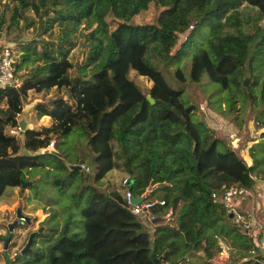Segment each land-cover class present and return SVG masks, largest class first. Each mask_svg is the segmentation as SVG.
<instances>
[{
    "label": "trees",
    "instance_id": "16d2710c",
    "mask_svg": "<svg viewBox=\"0 0 264 264\" xmlns=\"http://www.w3.org/2000/svg\"><path fill=\"white\" fill-rule=\"evenodd\" d=\"M9 1L7 19L6 10H0V37L16 28L19 18L29 24L28 10L36 16V34L25 43L11 37L20 54L13 64L17 83L0 87V196L6 187L21 189L22 182L31 181L33 200L41 196L53 205L66 198L82 218L83 234L60 235L39 264H154L153 258L178 264L191 254L212 264L222 238L251 250L236 241L238 228L211 194L233 184L249 191L264 181L258 168L264 167V74L259 89L249 91L250 83H257L255 68L264 62V0ZM201 26L210 32L205 47L191 55L187 66H175ZM76 33L87 47L80 62L67 56ZM246 64L247 86L242 84ZM203 75L225 90L229 113L236 97L241 107L251 106L258 129L257 141L248 147L251 163L194 113L198 101L211 102L198 86ZM191 85L194 95L186 91ZM51 87L54 94L34 104L36 117L47 116L49 125L19 131L15 117L27 91ZM8 129L18 130V136ZM73 131L78 136L70 145L74 157L65 160L62 140ZM78 160H89L91 176L66 166ZM112 170L130 181L134 202L150 187V199L164 201L150 208L154 220L146 222L125 207L121 185L108 190L96 185ZM254 171L261 174L258 180L251 176ZM44 177L53 194L40 192ZM168 205L180 212L174 226L162 218ZM22 217L21 226L28 223ZM144 225L149 232L141 230ZM53 230L49 225L34 233L30 250L5 264L35 263L40 255L35 240Z\"/></svg>",
    "mask_w": 264,
    "mask_h": 264
},
{
    "label": "rangeland",
    "instance_id": "374dc122",
    "mask_svg": "<svg viewBox=\"0 0 264 264\" xmlns=\"http://www.w3.org/2000/svg\"><path fill=\"white\" fill-rule=\"evenodd\" d=\"M11 5L9 0H0V10L4 9L5 11V18L9 16L8 7ZM27 15L30 19L29 24H25L22 19L19 18L18 24L16 28H10L9 33L5 36L0 37V43L2 45H9L13 51L15 61H18L20 49L18 48L17 44L11 40L12 35H17V37L25 43L29 41L33 36L36 34V16L33 14L31 10H28ZM4 26V25H3ZM2 26V27H3ZM5 28H2L1 34L5 31ZM57 31V25L52 27L51 32L49 33L50 37H54ZM210 32L207 30V27L201 26L200 28V35L195 37V41L192 46L188 49V51L181 57L180 61L175 63V66L178 64L179 66H187V63L190 61L191 55L198 50L200 47H205L207 42V37ZM46 34V33H45ZM47 35V34H46ZM0 44V45H1ZM36 48L39 49L40 45L37 42ZM87 52L86 41L76 33L75 38L73 39V44L69 48L67 53L68 58L72 62H80L82 61ZM30 66L29 64H27ZM25 67V66H24ZM24 67L18 70V74L24 71ZM245 70V69H244ZM248 70V69H247ZM249 72V71H248ZM264 74V62H261L257 68L254 70V75L257 76V83L249 85V91L251 94L256 92L259 89V83L261 77ZM244 77V72H243ZM250 73H248V81L246 86L250 82ZM199 87L205 90L206 93L209 94L210 103L206 102V99H202L198 101V106L195 109L194 113L197 114L198 119H202L206 127L214 130V132L222 134L225 136L227 143L236 150L237 153L242 155L246 160L251 163V160L248 156V147L255 143L258 139V129L255 127V121H252L253 113L251 111V106L245 104L241 107V103L239 98L236 97L234 101V111L233 114L229 113L228 110H225L226 98H225V90L221 89L220 86L207 78L206 75H203L201 81L199 82ZM186 91H190L191 94H195L196 90L191 85L190 87L186 86ZM195 90V92H194ZM55 88L51 87L48 90L43 91H33L29 89L27 91L26 96L23 98L22 104V111L17 114L15 117L17 122L19 120L24 121L25 127L29 128H39L40 126H47L50 123V119L47 116L36 117V112L34 109V104L37 101H43L50 97L55 92ZM184 97V94H183ZM190 98V97H189ZM223 101V102H222ZM209 105V107H208ZM217 109L223 112L218 113ZM10 134H14L18 136V130L10 132ZM249 138V139H248ZM64 143L62 144V149H66L64 153V159L69 160L74 157V150L72 152V142L78 141V136L76 135L75 131L70 132L68 136L64 137L62 140ZM259 150H261L259 148ZM257 156L259 160H262L263 154L258 153ZM81 168L87 172L90 176L92 175V169L90 167V162L87 160L85 163L81 164ZM259 170L263 169V166L258 167ZM256 171V170H255ZM255 171L251 174L252 177H256L255 180L261 177V174L258 172L257 174ZM38 170H32L31 174L37 173ZM38 174V173H37ZM31 176L34 177V176ZM41 176H43L41 174ZM124 178L120 172L117 170H112L107 174L102 181L98 182L99 187L108 190L114 184L118 187L120 182ZM33 179V178H32ZM40 181V177L37 179ZM258 180V179H257ZM37 181V182H38ZM49 179L46 182V178H42V181L38 183L40 192H44L46 195H50L54 193L53 188L48 184ZM255 186L258 191H261L262 196H258V192H255V187L250 191L253 194L256 193L255 199L258 202L253 204L252 202L249 204L247 213L240 211L244 220L249 221L252 218H255L256 221L254 222L251 229H249L245 238H241L239 234L241 233L242 227L239 224L235 225L238 229H236L235 238L236 241H243V244H249L251 246V250L253 252H249L252 256L257 255L258 251V231L260 228L264 227V181H256ZM152 188L150 187L149 190ZM256 189V190H257ZM148 190V191H149ZM118 191L122 194V187L118 188ZM35 188H30L29 186L24 188H17V187H6L3 194L0 196V221L5 220L8 225H13L12 235L9 241L6 244V250L3 249V242L0 241V255L2 256L0 260V264H5V260H11L15 258L16 253H19V250L24 246L28 235L31 232L34 233H42L44 228L49 225L53 226V231H51L47 237H40L35 240V245L39 247L40 255L37 257V261L31 264H39L40 262L44 261L47 258L48 251L51 245L55 242V240L60 235L69 236L73 232H77L80 236L82 233V218L76 213L74 209L68 206L69 201L65 199L66 202L61 201V199L53 205L44 204L41 200V196L36 197V201L32 199L34 196ZM43 203V204H42ZM252 207V208H251ZM16 208L19 209V212L26 216L28 223H24L23 226L19 225L18 222H21L17 218H15V210ZM228 216V214H227ZM44 218H47L48 225L44 223ZM232 221V220H231ZM233 223V222H232ZM145 229V226H143ZM8 226L0 225V229L3 230L4 234H6ZM234 232V231H233ZM229 239V238H227ZM5 240V239H4ZM231 241V239H230ZM230 241L224 242L222 239L220 241V252H218L215 256H218L216 259L219 261V264H222L220 261L219 256L223 253L226 258H231L234 256V252L230 248ZM250 251V250H249ZM15 253V255H13ZM228 256V257H227ZM239 257V254H237ZM258 257H260L258 255ZM234 259V258H232ZM213 258L210 260L212 262ZM202 257H199L195 254H191L190 256H186L183 258L181 262L178 264H203ZM30 264V263H27ZM243 264H255L254 260H251L248 263Z\"/></svg>",
    "mask_w": 264,
    "mask_h": 264
},
{
    "label": "built area",
    "instance_id": "2783aa9c",
    "mask_svg": "<svg viewBox=\"0 0 264 264\" xmlns=\"http://www.w3.org/2000/svg\"><path fill=\"white\" fill-rule=\"evenodd\" d=\"M14 62H15V58L11 47L9 45L1 44L0 45V87L11 83H17L18 78L14 73V67H13ZM13 131L15 130L12 129L10 130V132ZM120 185L123 191L122 198L125 207L131 213L137 215L140 219H145L146 222L154 220V217L150 212V208L156 204L163 205L164 201L158 199H150L148 194L150 190L149 188H147L140 195V200L134 202L130 192L129 180L126 179L125 177L122 178ZM247 194H248V190H246L243 187H239L238 185L235 184L224 188L218 195L216 193L211 194L212 199L217 200L222 204L225 213L231 215L230 219L232 220L233 224L235 225L239 224V226L242 227V230L243 232H245V234H247V232L255 222L253 218L251 219V221L244 220L240 212L241 210L239 209L238 206L239 200L244 196H246ZM258 196L261 197L262 193L259 192ZM162 218L164 222H166L169 226H174L176 223H178L180 219V212L178 211L176 205L174 206L168 205V208ZM19 220L22 222L24 218L21 217L19 218ZM144 226L145 229L143 227L141 230L149 232L150 229L148 225H144ZM257 242H258V249L262 251V257L261 259H257V262L258 264H264V227L260 228L258 231ZM13 255H15V253H13ZM211 263L219 264V261L213 259Z\"/></svg>",
    "mask_w": 264,
    "mask_h": 264
},
{
    "label": "crops",
    "instance_id": "0c3cea01",
    "mask_svg": "<svg viewBox=\"0 0 264 264\" xmlns=\"http://www.w3.org/2000/svg\"><path fill=\"white\" fill-rule=\"evenodd\" d=\"M255 187V192L257 191L258 193L259 192H261V191H258L259 189H257L256 188V186H254ZM257 189V190H256ZM255 196H256V193L255 194H253V192L252 191H248V194L246 195V196H244L243 198H241L240 200H239V202H238V206H239V209L241 210V211H243V212H245V213H247V211H248V207H249V204L252 202L253 204H256V207H258L257 206V204H258V202L256 201V199H255ZM64 200V202H66L65 201V199L64 198H62L61 199V201H63ZM69 204V203H68ZM252 208V207H251ZM78 213V212H77ZM255 221H256V219L255 218H253ZM249 221H251V219L249 220ZM263 222H264V220H262ZM250 224V223H249ZM252 228V227H251ZM250 228V229H251ZM82 233H83V229H82ZM241 233H243L244 235H247V234H245V232H242L241 231ZM248 233V232H247ZM4 234V232H3V230L2 229H0V235H3ZM223 240H224V242H226V241H230V239H227V238H222ZM220 244H222V243H220ZM226 248L227 249H231L235 254H234V256H232L231 258H229L228 256V258H226V256H224L223 255V253H221L220 255L221 256H219V258H220V261H221V263L222 264H243V263H248V262H250L251 260H254V263L255 264H258V262H257V259H261V257H262V251L260 250V249H258V251L256 252L257 253V255L255 256H252L249 252H253L252 250H250V251H248V250H246V249H241V248H239V247H237V246H231L230 245V248H228L227 246H226ZM237 254H239V257H237ZM258 255L260 256V257H258ZM187 255H185L184 257H186ZM0 257L2 258V256L0 255ZM218 256H214L213 257V259L214 258H217ZM1 258H0V260H1ZM232 258H234V259H232ZM218 259V258H217ZM256 259V260H255Z\"/></svg>",
    "mask_w": 264,
    "mask_h": 264
},
{
    "label": "water",
    "instance_id": "95a60500",
    "mask_svg": "<svg viewBox=\"0 0 264 264\" xmlns=\"http://www.w3.org/2000/svg\"><path fill=\"white\" fill-rule=\"evenodd\" d=\"M245 70L243 71L244 72V77H243V79H242V84L243 85H246L247 84V81H248V70H247V67H248V65L246 64L245 66ZM145 97H146V99L149 101V102H153V98L148 94V93H145ZM172 109L174 110V112L176 113V114H178L179 112L175 109V107H173L172 106ZM6 111H9V109L6 107V109H5ZM12 114H13V116L15 117V112H11ZM18 129H19V131H22V130H24V128H25V123H24V121H22V120H19L18 122ZM69 169H79V168H81V164H80V161L78 160L77 161V163L76 164H73V165H71V164H67L66 165ZM30 184H32V182L31 181H25V182H22L21 183V188H24V187H26V186H28V185H30ZM129 185H130V181H129ZM23 215L19 212V209L18 208H16V210H15V218H17L18 220H19V218H21ZM228 218H231V215L230 214H228ZM27 219V218H26ZM0 225H2V226H8V228H7V236H6V238H5V240H4V242H3V249H5L6 250V244H7V242L9 241V239H10V237H11V235H12V231H13V225H8L7 224V222L3 219V220H1L0 221ZM34 235V232H31L29 235H28V237H27V240H26V242H25V244H24V246L19 250V253L20 254H23V253H25V252H27V251H29L30 250V248H29V246H30V243H31V239H32V236ZM199 255H203V252H199ZM153 263L154 264H162V263H160L159 262V260H157V259H154L153 258ZM170 264H177V261H172V262H170Z\"/></svg>",
    "mask_w": 264,
    "mask_h": 264
}]
</instances>
